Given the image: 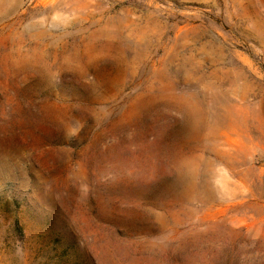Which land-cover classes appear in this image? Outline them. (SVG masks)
Listing matches in <instances>:
<instances>
[{
  "label": "rangeland",
  "instance_id": "rangeland-1",
  "mask_svg": "<svg viewBox=\"0 0 264 264\" xmlns=\"http://www.w3.org/2000/svg\"><path fill=\"white\" fill-rule=\"evenodd\" d=\"M0 264H264V0H0Z\"/></svg>",
  "mask_w": 264,
  "mask_h": 264
}]
</instances>
